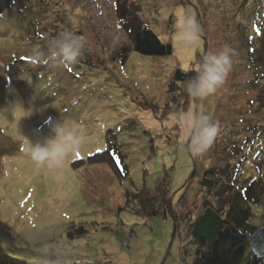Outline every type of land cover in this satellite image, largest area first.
<instances>
[{
  "label": "rangeland",
  "instance_id": "rangeland-1",
  "mask_svg": "<svg viewBox=\"0 0 264 264\" xmlns=\"http://www.w3.org/2000/svg\"><path fill=\"white\" fill-rule=\"evenodd\" d=\"M185 13L200 23L198 51L173 38ZM140 24L173 52L136 51L131 34ZM64 32L83 43L76 63L34 58ZM225 44L236 55L214 94L198 99L174 81L176 70ZM263 83L264 0H0V264H191L192 225L205 203H218L201 185L214 168L237 171L232 178L252 206L248 238L264 226ZM193 111L219 129L200 153L183 121ZM60 137L79 150L57 167L38 165L32 146ZM110 143L124 179L90 159ZM161 183L171 209L134 210L127 192L152 193Z\"/></svg>",
  "mask_w": 264,
  "mask_h": 264
},
{
  "label": "trees",
  "instance_id": "trees-1",
  "mask_svg": "<svg viewBox=\"0 0 264 264\" xmlns=\"http://www.w3.org/2000/svg\"><path fill=\"white\" fill-rule=\"evenodd\" d=\"M27 8L28 6H24L25 10ZM31 20L33 22L32 18ZM24 22L27 26L32 24L30 21ZM256 33L258 34L259 30H256ZM131 36L134 49L142 54L163 56L173 52L170 43L163 42L156 32L141 24ZM194 76L195 71L176 70L173 79L177 84H187ZM4 86L7 87L8 93L9 82ZM262 100L263 97L260 96L256 101ZM117 150L118 147L110 143L106 150L97 152L90 159L92 162L109 163L117 176L124 179L126 169L120 152L118 151L119 154L116 155ZM236 173L237 171L225 172L222 168H214L203 174L201 185L209 191H215L218 203L216 205L211 202L205 203L201 215L192 225V241L197 250L191 264H264L261 258L254 255L247 235L242 231L248 224L252 206L234 177L232 178ZM149 191L144 187L138 191L127 192V200L138 204L134 210L153 215L166 213L171 209L170 191L164 183H161L156 191L152 193ZM222 196H225V199Z\"/></svg>",
  "mask_w": 264,
  "mask_h": 264
},
{
  "label": "clouds",
  "instance_id": "clouds-1",
  "mask_svg": "<svg viewBox=\"0 0 264 264\" xmlns=\"http://www.w3.org/2000/svg\"><path fill=\"white\" fill-rule=\"evenodd\" d=\"M175 42L183 51H198L201 41V26L194 14L185 13L178 18L173 34ZM83 54V43L70 32H64L48 39L46 51H36L33 56L42 63L55 66L74 64ZM235 50L230 45L208 51L185 70L193 69L195 76L187 82L186 91L202 99L214 94L232 71ZM179 118V117H178ZM185 131L190 147L196 153L204 152L218 134V127L205 112L183 114ZM79 142H69L60 137L47 145L32 146L31 154L38 165L57 167L62 160L79 150Z\"/></svg>",
  "mask_w": 264,
  "mask_h": 264
},
{
  "label": "water",
  "instance_id": "water-1",
  "mask_svg": "<svg viewBox=\"0 0 264 264\" xmlns=\"http://www.w3.org/2000/svg\"><path fill=\"white\" fill-rule=\"evenodd\" d=\"M248 240L254 255L264 261V226L257 228L249 234Z\"/></svg>",
  "mask_w": 264,
  "mask_h": 264
},
{
  "label": "built area",
  "instance_id": "built-area-1",
  "mask_svg": "<svg viewBox=\"0 0 264 264\" xmlns=\"http://www.w3.org/2000/svg\"><path fill=\"white\" fill-rule=\"evenodd\" d=\"M131 238H132V235H130V236L128 237L127 242H128Z\"/></svg>",
  "mask_w": 264,
  "mask_h": 264
}]
</instances>
